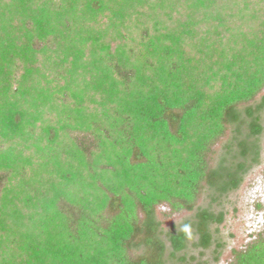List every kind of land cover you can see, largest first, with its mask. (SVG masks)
<instances>
[{"label": "trees", "instance_id": "trees-1", "mask_svg": "<svg viewBox=\"0 0 264 264\" xmlns=\"http://www.w3.org/2000/svg\"><path fill=\"white\" fill-rule=\"evenodd\" d=\"M263 89L264 0H0V264L217 253ZM161 204L192 215L163 233ZM230 264H264V237Z\"/></svg>", "mask_w": 264, "mask_h": 264}, {"label": "rangeland", "instance_id": "rangeland-1", "mask_svg": "<svg viewBox=\"0 0 264 264\" xmlns=\"http://www.w3.org/2000/svg\"><path fill=\"white\" fill-rule=\"evenodd\" d=\"M263 94L264 89L260 95ZM230 133V130L226 131L212 146L211 158L221 154ZM258 144L261 150L260 164L250 169L239 189L224 202L223 210L226 214L224 221L217 227L216 235L222 245L219 251L215 253V245L204 251L189 247L185 264H230L235 252L243 250L260 236L264 237V132ZM207 201L201 195L196 203L205 204ZM155 215L163 233H169L181 228L192 212L172 211L167 204H161L155 207ZM182 255L180 253L178 257Z\"/></svg>", "mask_w": 264, "mask_h": 264}]
</instances>
